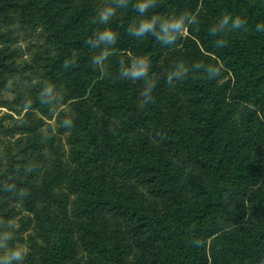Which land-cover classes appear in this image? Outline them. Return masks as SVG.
Segmentation results:
<instances>
[{
    "label": "trees",
    "instance_id": "16d2710c",
    "mask_svg": "<svg viewBox=\"0 0 264 264\" xmlns=\"http://www.w3.org/2000/svg\"><path fill=\"white\" fill-rule=\"evenodd\" d=\"M79 1L73 9L74 0L40 7L56 43L48 75L55 84L64 75V100H76L67 129L78 166L68 170L58 157L45 170L42 138L37 128H27L33 162L24 179L10 184L16 202L34 215L42 241L31 239L29 264H79L78 247L89 255L87 264H264V31L256 30L264 24V0H159L158 14L199 12L200 24L175 49L151 35L130 36L128 25L139 15L130 4L109 25L120 38L115 66L104 76L92 62L100 49L86 43L105 27L92 22L91 3L99 0ZM27 7L0 0V17L12 12L23 18ZM222 14L247 24L215 37L208 27ZM217 38L225 39L223 47ZM161 47L173 54L164 62ZM126 53L151 57L158 81L153 103L141 106L137 89L132 95L135 84L142 90L141 81L120 77ZM177 59L211 60L223 70L212 80L193 74L170 87L166 74ZM31 96L21 100L47 111V103ZM63 185L76 196V233L55 224L68 206V194L56 193ZM136 186L155 200L148 203ZM6 189L10 194L9 183ZM105 214L127 225L135 258L119 231L109 233Z\"/></svg>",
    "mask_w": 264,
    "mask_h": 264
},
{
    "label": "rangeland",
    "instance_id": "374dc122",
    "mask_svg": "<svg viewBox=\"0 0 264 264\" xmlns=\"http://www.w3.org/2000/svg\"><path fill=\"white\" fill-rule=\"evenodd\" d=\"M47 1L10 0L12 4L16 3L20 7L28 6L24 9L25 11L30 9V11L25 12L26 15L23 18L12 12H7V18L0 17V216L2 219H17L20 227L16 239L21 243H26L30 248L25 264H29L30 261L31 239H37L39 243H42L37 237L34 215L24 210L16 202L18 196L13 189V184H10L11 180L24 179L33 162V151L29 144L33 135L27 132V128H37L38 136L42 138L41 143L44 145L46 154L45 170L52 169L58 157L68 170H74L78 166L73 159L75 147L70 141V133L61 124L65 117L75 119L74 104L76 100H64L62 105L55 106V114H53V106H49L47 111L36 108L26 110L27 103L21 100V97L26 93L27 96L32 97V94L38 98L44 84H55L54 80L50 78L51 76L48 75L47 65L50 63V59L55 56L56 43L52 41L40 11V7ZM105 2L106 0L92 1L91 5L95 7V13L104 6ZM78 4L80 1L74 0L72 9ZM188 35L189 32L184 33V36ZM158 52V56L163 62L173 55L164 47H161ZM114 56V52H112L105 64L95 65L96 69H101L103 76L107 69L110 70L115 66L117 58H112ZM126 57L129 62L134 59L127 53ZM59 76L60 83L55 85L61 89L66 85V81L64 75L60 74ZM34 81L35 83H33ZM136 85L132 95L137 90L141 91V85ZM135 96L139 97V95ZM243 113L244 107L241 106L238 108L236 116L239 125ZM8 183L9 186L11 185L10 194L6 189ZM129 184L133 185V182ZM137 190L140 195L145 196L148 203L155 200L145 188L138 186ZM56 193L68 194V206L63 216H57L55 224L60 229L68 228L76 233L75 225L78 222L74 210L77 203L76 196L68 193L66 185L56 189ZM104 218L109 224V233L112 235L115 231H119L133 249V258H135L137 253L132 245V238L128 234L127 225L110 214H105ZM212 242L213 238L208 240V251H210ZM78 248L77 263L87 264L90 260L89 255L80 247Z\"/></svg>",
    "mask_w": 264,
    "mask_h": 264
},
{
    "label": "clouds",
    "instance_id": "9594fccd",
    "mask_svg": "<svg viewBox=\"0 0 264 264\" xmlns=\"http://www.w3.org/2000/svg\"><path fill=\"white\" fill-rule=\"evenodd\" d=\"M130 4L139 15L128 25V34L138 40L151 35L157 40H162L163 45L169 49L178 48L184 33L188 32L190 28L193 29L194 25L200 24L198 11L182 9L170 11L167 14H158L155 9L159 6V0H106L104 6L98 9L92 20L94 24L105 25V27L97 29L93 34L94 38L86 41L90 48L100 49L99 54L92 58L93 64L97 66L105 64L109 55L115 51L114 46L120 38V33L109 25L117 17L119 10L127 8ZM246 24L247 20L238 15L222 14L209 25L208 33L215 37L226 38L230 34L238 32ZM256 30L264 31V24L258 23ZM215 43L218 47H223L225 39L217 38ZM68 63L66 62V65ZM119 63L121 78L143 83L139 93L141 106L153 103V93L158 81L156 73L153 71L151 57L140 55L127 64L123 59ZM222 70V64L214 63L211 60H199L188 64L183 59H177L167 71L166 82L170 87H175L177 82L183 81L193 74H199L203 79L212 80L221 75ZM38 99L41 103L53 106V114H55V106L62 105L65 97L63 91L55 84L46 83L41 87ZM30 107L31 102L25 106V109ZM61 124L65 128H71L73 120L71 117H65ZM19 227L16 218H0V264H25L30 248L26 243H21L16 239Z\"/></svg>",
    "mask_w": 264,
    "mask_h": 264
}]
</instances>
